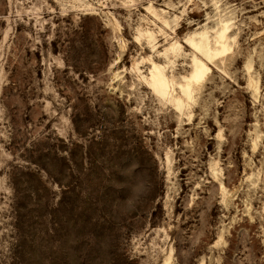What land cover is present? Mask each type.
<instances>
[{
  "label": "rangeland",
  "instance_id": "1",
  "mask_svg": "<svg viewBox=\"0 0 264 264\" xmlns=\"http://www.w3.org/2000/svg\"><path fill=\"white\" fill-rule=\"evenodd\" d=\"M0 264H264V0H0Z\"/></svg>",
  "mask_w": 264,
  "mask_h": 264
},
{
  "label": "bare ground",
  "instance_id": "2",
  "mask_svg": "<svg viewBox=\"0 0 264 264\" xmlns=\"http://www.w3.org/2000/svg\"><path fill=\"white\" fill-rule=\"evenodd\" d=\"M228 32L229 27L226 23L222 26L217 37H215V49L210 46L209 38L206 35H200L198 37L199 41L197 42L192 38H187L185 40V44L191 47L201 57V59H198L197 57L193 59V72L188 80L189 85L181 87L184 95L187 97L188 100L193 99L192 86L200 85L204 81L206 75L209 74V72L211 71V69L202 59H205L209 62H213L215 59H218L221 55H224L226 53L228 54V52H230V47L225 44ZM179 46L180 45H178V47ZM178 47L174 45L172 47V50L174 51ZM149 84L151 85L155 93L159 96L168 97L172 95V92L170 90V81L165 76L163 67L156 63L152 64L151 78L149 80ZM175 104L178 109H182L184 107V103L182 100H175Z\"/></svg>",
  "mask_w": 264,
  "mask_h": 264
}]
</instances>
